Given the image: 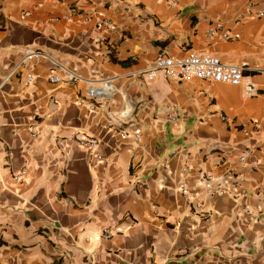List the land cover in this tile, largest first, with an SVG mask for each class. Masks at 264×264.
<instances>
[{"label":"crops","instance_id":"obj_1","mask_svg":"<svg viewBox=\"0 0 264 264\" xmlns=\"http://www.w3.org/2000/svg\"><path fill=\"white\" fill-rule=\"evenodd\" d=\"M260 12L264 0H0V264H264ZM98 18L115 26L106 59ZM190 50L246 64L258 95L143 75ZM97 73L113 90L92 111ZM86 137L102 161L67 140Z\"/></svg>","mask_w":264,"mask_h":264},{"label":"built area","instance_id":"obj_2","mask_svg":"<svg viewBox=\"0 0 264 264\" xmlns=\"http://www.w3.org/2000/svg\"><path fill=\"white\" fill-rule=\"evenodd\" d=\"M161 2L166 3L169 7L178 6L179 0H160ZM26 15V14H25ZM259 18L264 17V12L258 14ZM89 21V20H88ZM97 30L102 32V35L98 36L95 39L96 44L100 47L101 57L103 59L109 58L113 55L115 46L110 39V34L115 30L114 24L104 18H98L95 20ZM223 29L221 23L216 24L215 30L209 31V38L214 39L217 35V31ZM222 40L229 41L231 37L228 33H225L221 37ZM247 69L246 64L241 65H229L223 63L218 57L207 54V53H198L195 51H188L184 56H170L167 54H160L154 62L149 66V68L144 72V76L149 80H154L158 76H162L165 79H174L180 82H187L189 80H200L212 84H224L230 85L233 87H243L244 94L246 97H256L258 95L256 87L251 83H245L244 81V72ZM58 78H52L51 82H58ZM72 80H78V78L73 77ZM29 82H32V78H29ZM112 81L104 77L101 73H97L96 76L91 81V86L84 98L90 102L89 108L92 111L96 110L95 101L101 98L104 94L110 93L113 90ZM96 84L100 85L99 87ZM84 100H80L79 104H83ZM221 119L226 123H231V119L227 116H221ZM250 129L258 128L259 125L257 122H252ZM248 125L243 127L244 133H248ZM34 136L35 133H32ZM139 140V137H136ZM67 140L76 142V144L85 149L88 154L97 160L102 161L103 155L100 153L101 142L93 137H86L82 140L68 138ZM250 152H245L240 157V162L243 166L246 164V160L249 157ZM188 172L191 170L188 169ZM26 174V171H22L21 174L15 179L17 181L21 180ZM237 180H242L240 176L236 177ZM211 175H207L205 181H212ZM211 189V187H210ZM186 193V192H185ZM225 190H221L220 194H225ZM245 215L256 217L253 210L245 206L243 209ZM104 239H112V234L105 230L103 234Z\"/></svg>","mask_w":264,"mask_h":264}]
</instances>
